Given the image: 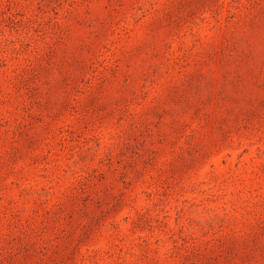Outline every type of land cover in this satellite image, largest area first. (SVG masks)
Returning <instances> with one entry per match:
<instances>
[{
  "label": "rangeland",
  "instance_id": "rangeland-1",
  "mask_svg": "<svg viewBox=\"0 0 264 264\" xmlns=\"http://www.w3.org/2000/svg\"><path fill=\"white\" fill-rule=\"evenodd\" d=\"M0 264H264V0H0Z\"/></svg>",
  "mask_w": 264,
  "mask_h": 264
}]
</instances>
